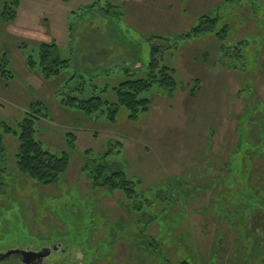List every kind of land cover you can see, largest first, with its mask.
Here are the masks:
<instances>
[{
    "label": "rangeland",
    "instance_id": "rangeland-1",
    "mask_svg": "<svg viewBox=\"0 0 264 264\" xmlns=\"http://www.w3.org/2000/svg\"><path fill=\"white\" fill-rule=\"evenodd\" d=\"M248 2L263 12L264 0H19L14 21L0 19V57L7 54L12 73L0 76V122L12 126L30 104L41 102L47 117L36 124L37 139L51 153L66 151L71 158L59 183L38 186L19 176L12 158L16 141L6 139L10 173L0 179V253L59 248L47 264H246L241 253L247 244H239L238 232L212 209L223 180L238 184L252 173L250 186L264 187V158L253 159V171L243 151L255 152L243 145L245 129L238 133L239 118L264 106V38ZM203 14L219 18L216 32L228 27L220 32L222 41L200 35L180 40L176 51L152 41L162 48V64L174 70L176 89L171 96L156 87L144 93L151 106L137 121H129L123 108L113 123L107 114L85 118L59 105L58 94L81 81L73 96L115 103L112 88L146 75V38L183 34ZM241 39L244 50L258 51L253 69L248 59L231 55ZM52 41L69 67L61 80L45 81L29 72L25 53ZM219 43L228 47L227 57ZM242 65L246 73L237 69ZM254 114L251 120L259 123L261 114ZM260 130L262 124L252 128L253 145ZM109 144L114 149L103 161L107 172L141 181L148 205L138 215L124 209L120 193L92 189L80 172L83 153L99 156Z\"/></svg>",
    "mask_w": 264,
    "mask_h": 264
},
{
    "label": "trees",
    "instance_id": "trees-1",
    "mask_svg": "<svg viewBox=\"0 0 264 264\" xmlns=\"http://www.w3.org/2000/svg\"><path fill=\"white\" fill-rule=\"evenodd\" d=\"M1 2L3 3L0 12L1 21H14L17 16L19 0H0ZM248 4L250 5V19L252 21L258 19L259 22L256 21L257 26L260 25L256 29L262 34V38H264V33L261 30V27L264 25V9L262 13L257 12V8L253 6V2H248ZM108 7L110 6L107 5ZM199 20L201 23L198 26L190 28L183 34H178L172 38L149 35L146 40L150 44L152 41L164 43L166 50L175 51L178 50L180 42L192 41L200 35L212 34L215 39L217 38V41H222L220 32L225 33L228 27L223 26L216 32L215 28L216 23L219 21L218 17L210 18L208 15L203 14ZM237 43V46L233 47L231 55H235L234 57L237 60L248 59L251 68L254 67L258 51L254 50L251 53L248 49L244 50L245 47L242 48V46L247 45V41L244 39L239 40ZM25 48L23 46L21 49L24 50ZM241 48L244 50L242 54ZM219 49L223 57L225 55L226 57L228 56L227 46L220 44ZM57 50L56 44L52 41L38 45L34 54L25 53L26 67L29 72L38 73L45 81L61 80L65 69L69 67V60H61ZM149 50V61L146 65L145 77L142 79L126 80L112 88L111 90L116 96L115 103H109L96 96L88 98L73 96L74 92L79 94V91H81L83 85V81H81L79 85L67 92L66 95L58 94L59 105L62 108L75 111L85 118H91L94 115H105L106 117L107 114V119L113 123L115 122L118 110L123 108L128 114L129 121H137L141 116L148 113L151 106L150 99L144 97V93L156 87V89L161 90L166 96H171L176 89L174 70L162 64L161 46L151 44ZM229 51H231V48ZM237 69L244 73L247 72L243 65ZM11 74L7 54L2 53L0 57V76L2 78H12ZM73 77L69 80L71 81ZM79 79H82V77L80 76ZM68 85L69 83L65 82V87ZM259 106H256L255 110L244 111L246 112L245 116H241L238 123L239 127L241 126L238 133L242 129L246 131V134L241 137V140H244L245 143L243 144L241 141V144L247 145L248 148L253 150L252 152H255V154L251 155L248 153L250 149L243 151V155H247L248 160L252 161L253 168H255L253 171L257 170L258 167V164L253 162V159L262 160L264 158V106L262 104L261 106L263 107ZM255 111L259 112L262 116L259 123L251 120L252 116H255ZM42 113L44 115H41ZM46 117L47 109L43 107L41 102H35L30 104L23 118L12 123V126L7 124V122H0V157L2 158V161L0 160V179L10 173V168L7 166L5 141L8 138H13L16 141V149L12 154V158L19 176L31 179L38 186L42 187H49L59 183L69 167L71 158L66 151L60 154L51 153L37 139L36 124L40 122V118ZM241 119L244 120L242 125H240ZM259 124H262V130L258 132L260 134L258 143L253 145L249 139V135L252 132V128H258ZM117 143L116 153H119L121 144ZM258 148H260L259 151H257ZM113 149L109 144L107 151L92 158L86 155L87 152L83 153V156H85L82 159L80 172L89 180L92 189H101L109 193H120L125 202V205H123L124 209L129 213L138 215V212L143 207L147 208L148 199L142 198L141 181L136 180L135 177L123 171L107 172V166L103 161L113 152ZM261 167L264 168V162L261 164ZM244 169L243 173H245ZM251 175L252 173L248 175L249 178L247 180L238 184H230L224 180L223 182L221 181L224 191L222 195L217 197L215 201L217 206L215 205L216 208L212 210L219 216L221 221L229 224L238 232L237 240L239 244H247V247L241 253V259L246 264H264V236L259 238L258 234V230L264 233V187L261 184L250 186V183L254 180ZM259 177L255 178L257 182ZM144 213L145 211L140 213V216H144ZM151 245L153 244L151 243Z\"/></svg>",
    "mask_w": 264,
    "mask_h": 264
},
{
    "label": "water",
    "instance_id": "water-1",
    "mask_svg": "<svg viewBox=\"0 0 264 264\" xmlns=\"http://www.w3.org/2000/svg\"><path fill=\"white\" fill-rule=\"evenodd\" d=\"M56 248H46V249H42L38 252H31L29 250H20V249H16V250H9L5 253H0V258H8L10 256L13 255H21L23 256V258H28L31 260H42L46 257H48L50 255L51 252H56L57 249ZM59 249V248H58Z\"/></svg>",
    "mask_w": 264,
    "mask_h": 264
},
{
    "label": "flooded vegetation",
    "instance_id": "flooded-vegetation-1",
    "mask_svg": "<svg viewBox=\"0 0 264 264\" xmlns=\"http://www.w3.org/2000/svg\"><path fill=\"white\" fill-rule=\"evenodd\" d=\"M59 251H60V249H58L54 253H57ZM54 253L51 252L48 257H46L42 260H31L28 258L24 259L23 256H21V255H13V256H10L8 258H0V264H47L45 261L47 260V258H49Z\"/></svg>",
    "mask_w": 264,
    "mask_h": 264
}]
</instances>
